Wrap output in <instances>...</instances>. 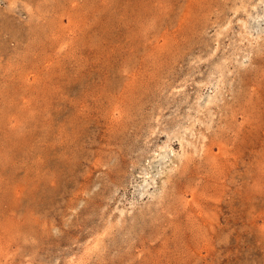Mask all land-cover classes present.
I'll return each instance as SVG.
<instances>
[{
	"label": "rangeland",
	"instance_id": "1",
	"mask_svg": "<svg viewBox=\"0 0 264 264\" xmlns=\"http://www.w3.org/2000/svg\"><path fill=\"white\" fill-rule=\"evenodd\" d=\"M0 264H264V0H0Z\"/></svg>",
	"mask_w": 264,
	"mask_h": 264
}]
</instances>
